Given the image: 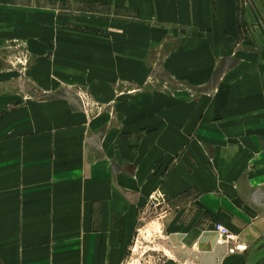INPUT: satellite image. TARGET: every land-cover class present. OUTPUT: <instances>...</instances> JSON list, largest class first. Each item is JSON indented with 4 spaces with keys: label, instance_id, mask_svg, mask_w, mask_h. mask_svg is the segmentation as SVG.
<instances>
[{
    "label": "crops",
    "instance_id": "obj_1",
    "mask_svg": "<svg viewBox=\"0 0 264 264\" xmlns=\"http://www.w3.org/2000/svg\"><path fill=\"white\" fill-rule=\"evenodd\" d=\"M30 1L44 9L53 8L49 1H71L89 14L92 5L115 9L103 20L106 34L68 40L76 50L86 47L74 57L85 60L80 65L91 71L84 83L108 107L116 91H150L141 87L155 71L193 88L222 73L224 80L213 82L214 97L191 102L123 98L116 101L115 119L102 114L88 122L59 98L2 114L0 264H125L148 196L163 202L192 188L218 222L224 220L216 210L221 204L237 219L250 211L236 172L242 157L254 155L264 141V49L253 51L240 39L238 0ZM0 6L26 5L0 0ZM126 13L134 21L125 20ZM43 38L57 42L59 60L61 34ZM114 124L121 130L115 132ZM208 157L218 158L214 169ZM181 216H169L172 230L188 234L175 221ZM240 236L251 250L212 252L208 263L264 264V213Z\"/></svg>",
    "mask_w": 264,
    "mask_h": 264
},
{
    "label": "rangeland",
    "instance_id": "obj_2",
    "mask_svg": "<svg viewBox=\"0 0 264 264\" xmlns=\"http://www.w3.org/2000/svg\"><path fill=\"white\" fill-rule=\"evenodd\" d=\"M17 2L26 6H0V99L4 101L1 102L0 116L27 102L59 98L73 109L76 108L88 122L102 114H107L109 119H115L116 101L123 98L137 97L145 102L154 98L159 101L163 99L191 102L203 94L214 97L213 86L216 85H213V82L224 80L222 73L218 78H210V85L206 87H189L180 81L156 74L157 61H154L152 69L155 72L150 74L141 87L150 91H138L140 88L135 92L116 91L111 94L112 99L108 102L114 103L108 107V104L98 99L88 90L87 83H84V78H87L85 72H90L91 69L85 70L80 65L86 62L84 59H76L74 51L84 55L86 47L82 46V49L76 50L68 40L70 36L84 40L85 36L106 34V22L103 20L112 18L115 9L99 4L92 5L93 13L89 14L85 12V5L73 4L71 1H49V4L53 5L51 9L39 8L37 3L32 4L30 0ZM125 16V20L134 21L135 16L132 13H126ZM238 22L240 39H245L253 51L264 49V0H238ZM55 30L63 39L59 44V60L55 56L57 44L53 42L56 41L43 38ZM47 42L49 46L43 44ZM40 46H45L44 50ZM222 69V72L227 71V65ZM102 95L103 100H109L106 93ZM145 109L148 111V108ZM193 110L195 109H189L191 115ZM172 111L176 113V108H172ZM110 127H113L115 132L121 130L120 126L117 128L115 124ZM148 127L145 125L140 128L134 132V136H142ZM208 158V163L211 164L209 167L214 169L218 158ZM236 183L242 197L249 202L247 206L250 211L244 209L243 212L247 214L244 213V217L237 219L234 218L237 217L235 212H226L222 204L216 208L224 217V220L219 221L220 224L233 236V241H228L217 233L215 225L219 222L210 219L207 210L198 204V191L190 188L182 196L163 202H155L152 198L154 195L148 196L140 206L141 209L139 208L138 227L125 264H173V261L178 264H209L207 259L211 257L208 254L212 252L222 256L251 250L252 245L246 244L240 233L244 228L254 225L258 215L264 213V141L261 149L254 155L242 157L241 166L236 172ZM176 213L182 216L175 221L178 225L182 224L189 231L188 234L172 230L174 220L169 216ZM196 231L200 232V235Z\"/></svg>",
    "mask_w": 264,
    "mask_h": 264
},
{
    "label": "built area",
    "instance_id": "obj_3",
    "mask_svg": "<svg viewBox=\"0 0 264 264\" xmlns=\"http://www.w3.org/2000/svg\"><path fill=\"white\" fill-rule=\"evenodd\" d=\"M215 230L219 233L220 236L227 238L228 241H233V236L229 233V231L222 224L217 223L215 225Z\"/></svg>",
    "mask_w": 264,
    "mask_h": 264
}]
</instances>
